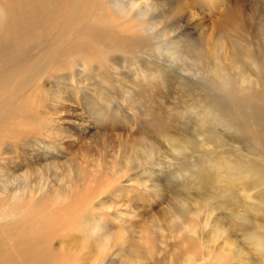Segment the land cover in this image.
Masks as SVG:
<instances>
[{
  "label": "rangeland",
  "instance_id": "obj_1",
  "mask_svg": "<svg viewBox=\"0 0 264 264\" xmlns=\"http://www.w3.org/2000/svg\"><path fill=\"white\" fill-rule=\"evenodd\" d=\"M257 1L0 0V53L25 52L0 90V264H264V183L237 188L243 230L193 175L225 150L264 173V132L218 106L235 30L253 52L263 36Z\"/></svg>",
  "mask_w": 264,
  "mask_h": 264
},
{
  "label": "bare ground",
  "instance_id": "obj_2",
  "mask_svg": "<svg viewBox=\"0 0 264 264\" xmlns=\"http://www.w3.org/2000/svg\"><path fill=\"white\" fill-rule=\"evenodd\" d=\"M257 4L259 9L256 22L259 24V26L256 31L257 34L263 35L256 36L259 37L257 47L253 52L251 50L250 44L247 46V40L242 37V34L238 30H235L236 33L241 35L237 34L235 49L231 52V55L233 60H238L241 62V64L239 66H234L231 64V61L230 63L222 62L221 64V67L225 72L223 86L228 92L231 101L217 103L218 106H220L222 114H224L226 118L230 119V122L235 125L236 134H238L241 130L243 137L251 134L247 131V126L257 133L264 132V128H261L264 127V80H260L261 91L259 93H255V95H259L262 99V105L254 106L253 102L251 101V95L254 94L252 91L255 83L249 79V76L256 71L259 65H261L262 69H264V0H258ZM23 53L25 52L11 51L9 47L0 53V90L15 84V81L18 79L19 75V67L15 63L9 68L8 66L10 63L16 61L19 58V54ZM261 74L264 78V71H262ZM234 76L242 78L243 85L241 90H238L235 87L233 80ZM26 97H23V99ZM21 101L22 100L19 97L15 105V111L12 113H15L20 109L22 104ZM204 104L207 107V110L209 109L208 113L212 119H209L207 124L217 122L221 127H223V129H227L230 123L220 116L216 108L211 110L207 102ZM36 122L37 118L35 116L30 118V124L28 128L26 130L19 131L18 134L25 140L30 128L34 132ZM3 132L14 131L10 129H4ZM188 147L193 149L194 145L188 143ZM185 150L186 147L183 146L181 151L184 152ZM261 167L262 166L258 165L256 161L247 163L242 157V152L236 154L234 152L225 150L219 157L214 159L211 166H202L200 169L194 170L193 175L195 177L196 183H199L200 185V190L209 191L211 195L216 197L220 206L223 209H226L225 218L229 215L234 220V223L238 222L234 228L239 229L242 227V229L245 230L251 225L252 222V217L250 216L251 209L247 204H245L246 200L242 199V196H240V192L237 188H255L257 186L263 185L264 173L263 170H260L262 169ZM8 175L9 178L13 180L18 186V194L21 193L22 195L28 191L26 188L23 192H21L23 183L18 181V177H16L15 173L9 172ZM18 194H16L17 197ZM204 195L207 201L212 199L206 194ZM199 197H201V193L199 194ZM208 203H210V201H208ZM257 210H259V208ZM240 211H242V214H240ZM256 243L257 245H260L259 250H261L264 254L263 241H258ZM8 255L9 254H6L5 256ZM45 261L46 259L43 257V255H41L40 260L35 263L40 264L44 263Z\"/></svg>",
  "mask_w": 264,
  "mask_h": 264
},
{
  "label": "clouds",
  "instance_id": "obj_3",
  "mask_svg": "<svg viewBox=\"0 0 264 264\" xmlns=\"http://www.w3.org/2000/svg\"><path fill=\"white\" fill-rule=\"evenodd\" d=\"M97 224H98V223H97ZM97 224H96V226H97ZM96 226H95V227H96ZM95 227H92V228H95ZM87 228H89V227H88V226H86V229H85V230H87Z\"/></svg>",
  "mask_w": 264,
  "mask_h": 264
}]
</instances>
